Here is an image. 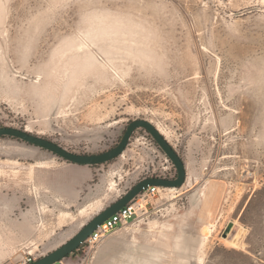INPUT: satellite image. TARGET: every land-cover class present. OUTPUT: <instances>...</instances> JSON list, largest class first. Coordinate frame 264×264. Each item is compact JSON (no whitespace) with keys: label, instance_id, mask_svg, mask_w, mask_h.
I'll list each match as a JSON object with an SVG mask.
<instances>
[{"label":"rangeland","instance_id":"obj_1","mask_svg":"<svg viewBox=\"0 0 264 264\" xmlns=\"http://www.w3.org/2000/svg\"><path fill=\"white\" fill-rule=\"evenodd\" d=\"M138 118L185 183L144 190L139 217L64 264H264V0H0V127L96 154ZM155 176L177 169L142 127L87 165L1 136L0 264L57 249Z\"/></svg>","mask_w":264,"mask_h":264},{"label":"water","instance_id":"obj_2","mask_svg":"<svg viewBox=\"0 0 264 264\" xmlns=\"http://www.w3.org/2000/svg\"><path fill=\"white\" fill-rule=\"evenodd\" d=\"M140 127L145 128L154 137L161 149L167 154V156L170 158V160L173 162L177 169V176L171 179L155 176L140 180L121 198L104 208L90 221L85 223L83 227L74 236L67 240L63 245L49 252L48 254L36 259L31 264H55L61 261L63 258L68 257L77 248H79V246L87 240V238L93 233V231L98 226H100L107 218L121 210L124 206H126L129 202H131L136 196L146 190L149 186H182L185 183L187 177L186 164L181 155L175 149V147L170 143L168 138L158 129V127L153 124L152 121L144 118H138L130 121L126 127L122 139L116 146L96 154H80L70 151L59 143H56L55 141H52L48 138L33 134L27 129L9 126L0 127V137L8 135L23 139L27 142L50 150L51 152L58 155L59 157L64 158L65 160L82 165L100 163L102 164L118 157L125 151L133 132Z\"/></svg>","mask_w":264,"mask_h":264},{"label":"built area","instance_id":"obj_3","mask_svg":"<svg viewBox=\"0 0 264 264\" xmlns=\"http://www.w3.org/2000/svg\"><path fill=\"white\" fill-rule=\"evenodd\" d=\"M160 190L161 186L152 185L145 190V194L150 196L155 195ZM142 200L143 198L139 196V198L129 202L121 210L107 218L93 231L85 242L89 243L90 246H94L102 241L107 235L117 231L121 226L126 225L139 217L140 213L145 211V205L147 204L143 203ZM35 258V256H32L31 253H29L26 257H24L23 264H29L31 261H34ZM57 264H64V261L61 260Z\"/></svg>","mask_w":264,"mask_h":264},{"label":"trees","instance_id":"obj_4","mask_svg":"<svg viewBox=\"0 0 264 264\" xmlns=\"http://www.w3.org/2000/svg\"><path fill=\"white\" fill-rule=\"evenodd\" d=\"M125 130H126V129H125ZM124 132H125V131H124ZM123 134H124V133H123ZM122 137H123V135H122ZM121 139H122V138H121ZM79 248H80V247H79ZM79 248H77V249H79ZM77 249H76V250H77ZM76 250H75V251H76ZM75 251H74V252H75ZM32 262H34V261H31L29 264H31Z\"/></svg>","mask_w":264,"mask_h":264},{"label":"bare ground","instance_id":"obj_5","mask_svg":"<svg viewBox=\"0 0 264 264\" xmlns=\"http://www.w3.org/2000/svg\"><path fill=\"white\" fill-rule=\"evenodd\" d=\"M100 208V207H99ZM84 208L79 209V212L83 211Z\"/></svg>","mask_w":264,"mask_h":264},{"label":"crops","instance_id":"obj_6","mask_svg":"<svg viewBox=\"0 0 264 264\" xmlns=\"http://www.w3.org/2000/svg\"><path fill=\"white\" fill-rule=\"evenodd\" d=\"M73 181V180H72ZM71 182V181H70ZM75 182H78L77 180H75ZM73 184H75L74 182H72Z\"/></svg>","mask_w":264,"mask_h":264}]
</instances>
